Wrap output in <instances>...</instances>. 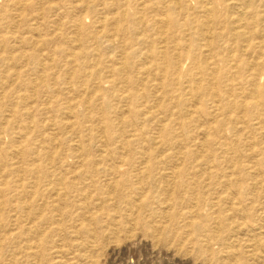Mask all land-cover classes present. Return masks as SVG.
<instances>
[{
	"label": "rangeland",
	"instance_id": "1",
	"mask_svg": "<svg viewBox=\"0 0 264 264\" xmlns=\"http://www.w3.org/2000/svg\"><path fill=\"white\" fill-rule=\"evenodd\" d=\"M0 264H264V0H0Z\"/></svg>",
	"mask_w": 264,
	"mask_h": 264
},
{
	"label": "bare ground",
	"instance_id": "2",
	"mask_svg": "<svg viewBox=\"0 0 264 264\" xmlns=\"http://www.w3.org/2000/svg\"><path fill=\"white\" fill-rule=\"evenodd\" d=\"M205 3V2H204ZM207 3V2H206ZM211 3V2H210ZM207 6V5H206ZM262 6V5H261ZM180 7H181V5H180ZM234 7V6H233ZM237 7V6H236ZM207 8H208V6H207ZM258 10H260V9H258ZM246 12V11H245ZM234 13V12H233ZM241 13V12H240ZM235 14V13H234ZM241 16H242V14H241ZM250 16V15H249ZM242 19V18H241ZM260 19V18H259ZM239 20V19H238ZM208 22V21H207ZM227 23V22H226ZM241 23V22H240ZM263 29V28H262ZM232 30H233V28H232ZM237 30V29H236ZM262 34V33H261ZM263 35V34H262ZM208 37V36H207ZM262 38V37H261ZM245 41V40H244ZM250 42V41H249ZM178 44V43H177ZM176 44V45H177ZM262 56V55H261ZM215 72V71H214ZM217 76V75H216ZM214 85V84H213ZM258 86V85H257ZM212 87V86H211ZM256 89V88H255ZM256 91V90H255ZM253 94V93H252ZM251 94V95H252Z\"/></svg>",
	"mask_w": 264,
	"mask_h": 264
}]
</instances>
